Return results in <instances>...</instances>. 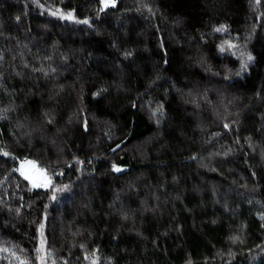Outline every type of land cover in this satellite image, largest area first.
I'll return each mask as SVG.
<instances>
[{
	"label": "trees",
	"instance_id": "obj_1",
	"mask_svg": "<svg viewBox=\"0 0 264 264\" xmlns=\"http://www.w3.org/2000/svg\"><path fill=\"white\" fill-rule=\"evenodd\" d=\"M0 264H264V0H0Z\"/></svg>",
	"mask_w": 264,
	"mask_h": 264
},
{
	"label": "rangeland",
	"instance_id": "obj_2",
	"mask_svg": "<svg viewBox=\"0 0 264 264\" xmlns=\"http://www.w3.org/2000/svg\"><path fill=\"white\" fill-rule=\"evenodd\" d=\"M42 1V0H40ZM117 3V0H107V3L105 2V0H100V6L102 9H106L108 7H113L115 6ZM44 10V9H43ZM47 13L51 14V16H54L60 20H63V21H73L75 22V20L73 19L72 17V14L71 13H63L61 12L59 9H56V8H50V9H47L45 10ZM34 162L35 163V168H32L31 165L27 164L26 162ZM18 175L23 178L31 188H34V189H48L51 187L52 185V178L50 177V175L47 173L46 171V168L40 166L36 161H33V160H24V161H21L19 163V165L17 166V169H16ZM24 172V173H27L29 175H32L38 182L42 179L41 177V173L43 174V176H46L47 178L50 179L51 183L47 186V187H34L33 186V180H30V179H25V176L22 175L21 173ZM41 242V245H40V249L42 247V251H40V254H39V259H41L43 257V254H44V243L42 242V240H40ZM15 263H18V262H15Z\"/></svg>",
	"mask_w": 264,
	"mask_h": 264
},
{
	"label": "snow or ice",
	"instance_id": "obj_3",
	"mask_svg": "<svg viewBox=\"0 0 264 264\" xmlns=\"http://www.w3.org/2000/svg\"><path fill=\"white\" fill-rule=\"evenodd\" d=\"M105 2L107 3V0H105ZM85 23H86V21H85ZM221 30H222V28L221 29H217V31H221ZM249 59H251V57H249ZM26 163L31 165L32 168H35V163L34 162L29 161V162H26ZM117 171H119V169H117ZM21 174L25 176V179L33 180V186L34 187H47L51 183L50 179L47 178L46 176H43L42 173H41L42 179L39 182L32 175H29V174L24 173V172H22ZM42 250H43L42 247H41V249H38V251H42Z\"/></svg>",
	"mask_w": 264,
	"mask_h": 264
}]
</instances>
